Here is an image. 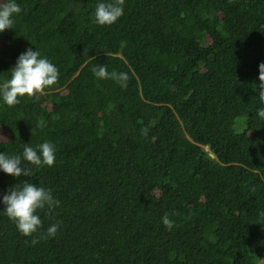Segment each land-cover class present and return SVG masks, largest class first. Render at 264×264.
I'll return each instance as SVG.
<instances>
[{
  "label": "trees",
  "instance_id": "1",
  "mask_svg": "<svg viewBox=\"0 0 264 264\" xmlns=\"http://www.w3.org/2000/svg\"><path fill=\"white\" fill-rule=\"evenodd\" d=\"M15 2L22 11L0 33V85L29 48L59 77L39 98L8 106L0 96V153L50 142L56 163H25L30 177L0 171V200L29 180L60 203L38 210L43 227L29 237L0 203V264H195L214 254L264 264V0H125L105 26L94 12L111 0ZM97 65L128 73L127 87L96 78ZM231 76L256 93L250 112Z\"/></svg>",
  "mask_w": 264,
  "mask_h": 264
},
{
  "label": "clouds",
  "instance_id": "2",
  "mask_svg": "<svg viewBox=\"0 0 264 264\" xmlns=\"http://www.w3.org/2000/svg\"><path fill=\"white\" fill-rule=\"evenodd\" d=\"M124 3L125 0H111V2L107 3H98L95 8L93 22L100 26L112 25L123 15ZM21 11V7L15 0H0V33L12 28L14 17ZM258 70L260 83L257 85L259 101L257 113L259 117L264 118V107H262L264 105V63L258 66ZM92 71L98 79H111L122 88L127 87L129 75L126 72H117L115 70L109 72L106 65H97ZM237 73L246 79L241 72ZM58 77L59 69L46 58H40L38 51H33L29 48L19 55L15 67L11 69V78L5 80L0 85V96H2L4 103L8 106L17 105L20 102L18 97H34L38 94L39 98L45 88L57 83ZM254 77L256 76L254 75ZM232 79L231 76L229 83L236 85L230 88L234 98L244 99L246 109L250 112V99L256 93L250 91L249 87L233 83ZM38 127H43V122ZM141 134L147 136L148 129L142 128ZM3 141H7L6 137L0 136V142ZM203 150L211 158H214L208 148L204 147ZM55 152V146L50 142L38 145V150L29 144H24L22 156H9L0 153V171L14 178L21 176L30 177L32 174L31 169L25 167L24 164L36 167H51L56 163ZM0 203L4 205V214L15 223L18 231L23 236L29 237L43 227V222L37 214L38 210H46L47 213H51L54 208L59 206L60 202L53 197L50 190L37 186L29 182V180H22L19 184L8 189L7 193L3 195L2 200H0ZM201 213L204 215L203 221L208 220L212 222L215 218L214 214L210 213V210H203ZM261 215L264 216V213H261ZM162 223L168 230H171L175 226L174 221L169 218L167 213L162 217ZM59 227V221L49 226L44 234V238L47 239L50 236H55ZM38 242L39 240L35 238L31 241L33 245ZM229 247L230 245L227 248L229 249ZM226 252L227 250L223 251V253ZM232 260L235 262L234 257H232ZM221 262V259H217V254H214L206 258L202 263L195 264H220Z\"/></svg>",
  "mask_w": 264,
  "mask_h": 264
},
{
  "label": "rangeland",
  "instance_id": "3",
  "mask_svg": "<svg viewBox=\"0 0 264 264\" xmlns=\"http://www.w3.org/2000/svg\"><path fill=\"white\" fill-rule=\"evenodd\" d=\"M40 96V95H39Z\"/></svg>",
  "mask_w": 264,
  "mask_h": 264
}]
</instances>
